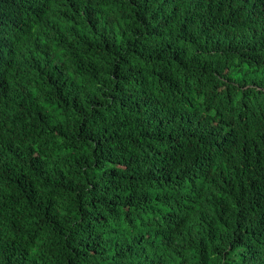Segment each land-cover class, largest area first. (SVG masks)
<instances>
[{"label": "clouds", "instance_id": "1", "mask_svg": "<svg viewBox=\"0 0 264 264\" xmlns=\"http://www.w3.org/2000/svg\"><path fill=\"white\" fill-rule=\"evenodd\" d=\"M0 264H264V0H0Z\"/></svg>", "mask_w": 264, "mask_h": 264}]
</instances>
